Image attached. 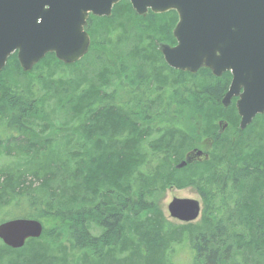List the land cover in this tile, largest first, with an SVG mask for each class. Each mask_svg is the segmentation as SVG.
<instances>
[{
  "label": "trees",
  "instance_id": "obj_1",
  "mask_svg": "<svg viewBox=\"0 0 264 264\" xmlns=\"http://www.w3.org/2000/svg\"><path fill=\"white\" fill-rule=\"evenodd\" d=\"M124 7L118 3L113 15L122 14ZM165 17L169 24L164 22L160 31L164 34L177 21L174 11ZM154 23L140 25L150 42L152 34L145 28ZM132 55L151 59L145 74L151 80L141 90L134 89L131 80L128 86L117 85L101 95L100 88L86 85L92 104L72 113L71 126L90 125L92 144L84 143L83 152L71 149V157L56 132L49 136L46 125L35 130L40 120L49 123L55 108L51 105L45 117L49 103L42 102L40 79L13 88L0 78L5 131L0 151L14 152L17 159L14 168L0 167L1 218L22 204L18 215L7 218L38 219L45 213L51 223L23 247L11 249L0 242V250L17 254L12 255V264H176L174 247L187 243L189 264H264V114L255 117L259 132L247 139L238 137L244 130L238 128L234 103L221 105L229 74L202 86L189 81L168 85L161 69H172L159 49L142 42ZM12 61V72L26 73L15 55ZM203 72L215 78L208 70ZM220 119L228 122L224 133L230 130L231 135L217 133ZM39 132L47 135L42 145ZM202 139L213 140L218 150L207 160L175 168L186 150ZM27 175L37 180L25 182ZM173 185H191L202 197V225L169 228L158 202ZM50 197H55V205L45 211L39 201ZM55 249L61 256L52 254Z\"/></svg>",
  "mask_w": 264,
  "mask_h": 264
},
{
  "label": "water",
  "instance_id": "obj_2",
  "mask_svg": "<svg viewBox=\"0 0 264 264\" xmlns=\"http://www.w3.org/2000/svg\"><path fill=\"white\" fill-rule=\"evenodd\" d=\"M118 1L0 0V68L14 50L24 70L47 52H54L64 63L79 60L89 44L84 30L88 13L109 15ZM129 1L138 14L147 9L177 12L173 29L177 43L161 46L171 68L195 72L205 65L216 76L231 73L222 104L227 106L237 96L235 107L241 128L256 114L264 113V0ZM201 155L200 150H192L176 167L182 168ZM167 210L170 216L188 222L198 216L200 207L195 199L174 197ZM42 229L41 222L34 218L8 219L0 222V240L18 249L28 238L39 237Z\"/></svg>",
  "mask_w": 264,
  "mask_h": 264
},
{
  "label": "rangeland",
  "instance_id": "obj_3",
  "mask_svg": "<svg viewBox=\"0 0 264 264\" xmlns=\"http://www.w3.org/2000/svg\"><path fill=\"white\" fill-rule=\"evenodd\" d=\"M119 3L126 4V7H124L122 10L123 13L120 15H88L86 26L88 25L87 31L90 35L91 42L86 54L80 60H78L76 64H65L61 60L57 59L54 53L50 52L49 57L42 58L24 74L12 72V70H14L12 56L15 55L12 54L9 57L6 65L3 67L5 69L0 73V78L12 85L13 88H17L19 86L26 87L32 78L40 79L42 86V102L47 104L49 103L45 108V117H47L48 112H50L49 109L51 108V105L55 106V108L50 113L49 123L40 120V122H38L35 126V130H38L43 125H46V133H48L49 136L50 134L56 132L55 136L61 138L63 145L65 146V151L69 155L71 154V149H73L74 152H83L84 143L88 142V145L92 144L89 141L91 138V133L88 130H92V128L90 129L89 127L90 125L79 124L71 126L72 113L75 111H86L85 109L88 108V103L89 108L92 104L87 100L88 88L86 85L92 84L95 87L100 88L98 90V95H101L105 92H111L119 84L120 80H124L125 82H130L131 80L133 82L141 81L143 85H147L150 78L146 79L145 74L148 73L151 68L152 62L149 61L151 59L146 60L145 58H140V56L133 57L132 54L137 48H139L142 42L143 44L147 42L149 44V48L156 51L160 44L168 43L167 41L170 39L168 36L170 29L165 34L164 32H160L161 28L164 26V22L166 25L169 24V20L167 17H165L166 12L168 11L163 13H152L151 15V12H147L144 15H138L131 8L129 0H121ZM157 15H159V17H157ZM151 21H155L154 25H152L150 28H145L148 30L147 32L149 34H152L153 41L150 42V39H148L149 36L146 34V32H144L143 28H140V25H142V23L145 25L146 22H149L151 25ZM155 33L159 34L157 35ZM155 36L157 37L154 38ZM172 40L175 42L174 37ZM166 69L163 70L162 68L161 73L167 75L169 74L168 85L181 86L185 85V83L189 81L195 82L199 86H202L204 83L214 81L217 78L215 76V78H213L203 71L192 75L189 73H179L173 70L165 72ZM133 70L136 72L131 74ZM162 90H164V92H166L165 94H167L164 86ZM9 93L10 91L7 90V97ZM98 95H95V97L97 98ZM156 108L157 104H153L152 110H155ZM258 122L259 118H257L256 121L254 118L251 121V124H249L247 128L243 129L244 131H240L243 133L238 135V137L242 136L244 139H247V135L251 137L252 132H259V127L257 126ZM2 127L3 123L2 120H0V137L4 136ZM231 133L232 132L228 130L223 134V136H229ZM39 135L41 140L38 145H42L43 141L46 140V134L39 132ZM223 136L222 138H224ZM252 137L254 136L252 135ZM215 146V144L212 145L210 157L215 153L216 150H218V148L215 149ZM255 146L256 145H254L252 149H254ZM190 149L191 148H188L186 151ZM13 153L6 154L2 149L0 151V167H3L5 171L12 167H16L17 159ZM79 156L80 158L82 157L81 155ZM0 173H4L2 168L0 169ZM36 180L37 179H35L33 176L29 177L27 175L25 177V182H35ZM54 185L55 183H52V186ZM173 197H189L198 199L199 201L202 197L199 196L195 190H193V186L191 185H184V187L181 188L173 185L167 187L163 192L162 197L158 202V206L161 210L163 218L172 225L169 226V228L173 226L180 227L187 225L186 223L180 222L169 216L166 206ZM201 201L204 208V202L203 200ZM55 202V197H50L44 199L41 202L39 201V205L43 210L46 211L49 210L51 206L55 205ZM14 206L15 207L11 208L7 215L19 214L22 204ZM9 207L10 204L3 209L5 210ZM24 208L21 209L23 213L25 212ZM7 215L2 217L6 219ZM4 219L1 218L0 215V220ZM38 219L42 222L46 229L50 228L51 223L45 213H42ZM198 223L201 225L204 223L202 214L197 219L188 224L194 227L195 224ZM92 232L96 233L97 231L92 230ZM174 250V261L176 264L190 263L191 253L187 243H184L181 246H175ZM13 254L16 253H5L4 251L0 250V264H12V259L14 256ZM52 254L61 256V253L57 252L56 249L52 251ZM56 264H60V262Z\"/></svg>",
  "mask_w": 264,
  "mask_h": 264
},
{
  "label": "flooded vegetation",
  "instance_id": "obj_4",
  "mask_svg": "<svg viewBox=\"0 0 264 264\" xmlns=\"http://www.w3.org/2000/svg\"><path fill=\"white\" fill-rule=\"evenodd\" d=\"M116 6V5H115ZM113 9H114V7H113ZM90 15V14H89ZM87 27H88V25H87ZM168 36L170 37V39H168V43H166V44H168V46H170V47H172V46H174L176 43L174 42V43H172V39H173V28L172 29H170V31H169V33H168ZM163 44H165V43H163ZM161 45V44H160ZM159 45V47H158V49L160 50L161 48V46ZM160 53H162L161 52V50H160ZM161 57H162V54H161ZM162 60H163V57H162ZM163 62H164V60H163ZM165 64V63H164ZM166 65V64H165ZM167 66V65H166ZM168 67V66H167ZM169 68V67H168ZM159 69H161V68H159ZM169 69H171V68H169ZM202 71H204V69H200L197 73H195V74H198L199 72H202ZM229 73L228 72H225V73H223L222 75H220V76H218V77H222L223 75H225V76H227ZM193 75V74H192ZM167 76H169V74L167 75ZM229 76V75H228ZM136 84L134 85V89L136 88V89H143V84H142V82L141 81H137V82H135ZM229 83H230V77H229V80H228V82H227V88H228V86H229ZM128 84H131L130 82H125L124 80H120L119 81V87L122 89V85H125V86H128ZM151 85H152V83H151ZM151 85L149 86V88H151ZM155 87V86H154ZM199 86H197V88H198ZM160 88H163V86L161 85L160 86ZM226 88V89H227ZM150 90V89H149ZM226 91V90H225ZM153 94H154V91L152 92ZM151 93V94H152ZM224 95V94H223ZM3 129V133L5 134V131H4V128H2Z\"/></svg>",
  "mask_w": 264,
  "mask_h": 264
}]
</instances>
